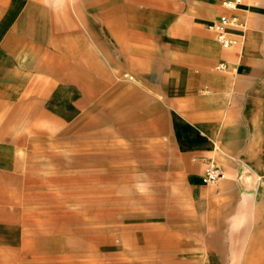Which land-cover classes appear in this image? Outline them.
Instances as JSON below:
<instances>
[{
  "label": "crops",
  "instance_id": "0c3cea01",
  "mask_svg": "<svg viewBox=\"0 0 264 264\" xmlns=\"http://www.w3.org/2000/svg\"><path fill=\"white\" fill-rule=\"evenodd\" d=\"M83 1L0 0V116L13 113L6 107L19 102L29 84L44 83L38 79L45 78V70L54 74L61 68V53H103L111 45L122 56L159 54L157 93L175 148L192 165L190 202L205 216L197 234L202 247L186 264L242 260L237 245L247 242L245 225L260 209L244 185L243 166L253 162L255 142L264 134V0H245L233 10L223 0H116V30L109 27L110 0ZM81 5L87 22L83 29L76 18ZM224 13L236 20L229 28L235 41L229 48L209 28ZM159 19L170 28L141 33L142 20ZM83 37L84 44H78ZM95 70L101 75L98 81L77 65L67 73L84 84L86 103L92 99L86 86L94 91L104 86V68ZM25 149L26 142L0 140V264H29L30 208L16 198L28 178ZM212 163L224 176L205 183ZM252 233L260 238L259 246L245 260L264 264V226Z\"/></svg>",
  "mask_w": 264,
  "mask_h": 264
},
{
  "label": "rangeland",
  "instance_id": "374dc122",
  "mask_svg": "<svg viewBox=\"0 0 264 264\" xmlns=\"http://www.w3.org/2000/svg\"><path fill=\"white\" fill-rule=\"evenodd\" d=\"M82 7L76 18L83 29ZM109 8V27L116 30V0ZM167 28L161 19L140 22L141 33ZM111 49L61 53V68L45 70L38 79L44 83L29 84L23 98L6 107L13 113L0 116V140L27 145L28 178L16 198L30 208L29 264H186L202 247L197 234L205 216L188 193L192 165L175 148L157 93L159 54L122 56ZM73 65L96 81L95 68H104L102 90L86 86L88 103L84 84L67 76ZM252 160L243 166L244 185L260 209L245 225L247 242L237 245L243 259L225 264H248L247 255L259 246L252 231L264 226V134Z\"/></svg>",
  "mask_w": 264,
  "mask_h": 264
},
{
  "label": "built area",
  "instance_id": "2783aa9c",
  "mask_svg": "<svg viewBox=\"0 0 264 264\" xmlns=\"http://www.w3.org/2000/svg\"><path fill=\"white\" fill-rule=\"evenodd\" d=\"M245 0H223V6L228 10L236 9L244 3ZM236 23L235 18L229 16L227 13L222 14L217 20L209 24V28L217 33L218 40L225 47L229 48L235 41L230 37L229 28ZM224 68V64H221ZM224 174L220 166L212 163L206 170L203 180L205 183H214L218 181Z\"/></svg>",
  "mask_w": 264,
  "mask_h": 264
}]
</instances>
